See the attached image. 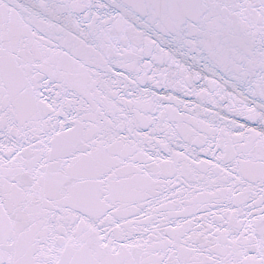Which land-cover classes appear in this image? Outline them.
Listing matches in <instances>:
<instances>
[{
  "label": "snow or ice",
  "instance_id": "snow-or-ice-1",
  "mask_svg": "<svg viewBox=\"0 0 264 264\" xmlns=\"http://www.w3.org/2000/svg\"><path fill=\"white\" fill-rule=\"evenodd\" d=\"M0 264H264V0H0Z\"/></svg>",
  "mask_w": 264,
  "mask_h": 264
}]
</instances>
